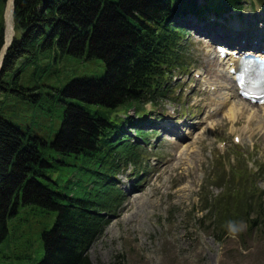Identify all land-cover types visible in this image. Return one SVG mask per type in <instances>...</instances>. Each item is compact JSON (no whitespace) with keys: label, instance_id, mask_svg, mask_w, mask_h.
Instances as JSON below:
<instances>
[{"label":"trees","instance_id":"16d2710c","mask_svg":"<svg viewBox=\"0 0 264 264\" xmlns=\"http://www.w3.org/2000/svg\"><path fill=\"white\" fill-rule=\"evenodd\" d=\"M6 1L0 0V50ZM154 8L155 0H120L105 7L100 0H16V31L23 38L13 43L0 73V98L7 102L1 110L9 112V105L17 99L30 101V107L42 112H48L47 103L52 108L58 105L51 111V121L56 131L55 119H65L66 132L58 139L62 149H52L54 154L48 155L40 140L24 136L9 117L0 118V264H91L72 246L77 229L68 204L76 206V200L56 193L57 197L42 184L46 183L48 169L57 166L84 171L98 151L94 142L97 134L107 129L106 114L123 106L129 97L139 96L144 74L134 55L140 43L127 31V20L133 12L148 14ZM92 32L89 52L105 61L106 74L100 80L76 79L81 76L75 71L84 63L87 37ZM79 33L85 36L75 40ZM148 87L145 82L140 91ZM49 95H55L56 100L61 97L60 103L53 105ZM43 146L47 147L45 142ZM63 184L66 194L71 195V181L64 180ZM229 194L219 201L212 218L220 225L219 230L226 226V217L228 225H236L241 219L235 217L248 210V204ZM59 200L69 203L62 205ZM49 211L59 213L53 229L50 222L41 223L39 218Z\"/></svg>","mask_w":264,"mask_h":264},{"label":"rangeland","instance_id":"374dc122","mask_svg":"<svg viewBox=\"0 0 264 264\" xmlns=\"http://www.w3.org/2000/svg\"><path fill=\"white\" fill-rule=\"evenodd\" d=\"M8 3L9 0L6 1L3 11L4 39L6 30L4 15L6 11L7 16ZM246 10L247 12L250 11L249 8ZM256 11L263 14L261 4L256 5ZM13 23L15 27V22L13 21ZM15 40H22V38L15 36ZM192 42L201 60L198 65H205L206 56L203 45L206 44V41L198 36H193ZM188 62L190 63V60ZM75 72L81 75H100L103 69L99 61L91 60L80 63ZM209 73L213 75L211 70H209ZM172 86H174V83H172ZM49 96L52 97L53 105L60 103L61 97L56 100L55 95ZM183 100H186L185 95ZM6 104V100L2 101L0 98V118L7 119L9 117L13 123L24 129L35 123L33 132L38 133L35 137L41 139V136H43L46 138V140L42 139V141L45 142L47 147L50 146L48 150L62 149H60L61 143L58 139L64 136L66 132L64 128L66 120L62 119L59 121L55 119L57 124L56 131L58 124L61 125V129L58 132L55 131L51 121V111L52 109L54 111L58 105L52 108L51 104L47 103L48 112H42L39 109L30 107V101L22 102L17 99L9 105V112H6V110H1ZM166 104L174 106L169 101H166ZM245 105L247 106V104ZM175 106L179 108L178 104ZM235 106L238 107V105ZM227 108L216 119L215 124L218 125L215 127V131H212L210 125H206L202 130L200 139L194 141H201L202 146L206 147L207 155L201 154L195 157L188 155L185 158L186 167H195L194 176H191L190 180L177 181L178 183L172 190V194L169 195L170 197H159L154 201V204L148 205L147 208H140L138 213L129 221V233L126 232L124 223L119 228L116 224H112L110 231H117L119 237L114 241L107 238L100 241L97 246H94L90 250V261L92 264H264V229L254 231V233L257 232L258 234L248 235L245 227L239 225L234 231L236 236L222 237L217 230H213L214 228L206 230L201 220L202 215L200 212L203 206L206 205V202H201V199H206L212 204L216 202V199L224 195L225 181L220 182L219 179L217 181L213 179V176L226 175L223 170L226 169L230 173V170L232 171V169L237 167L235 159H230V154H227L219 158L221 161L220 165L214 170L211 159L215 158V153H211L212 148L222 140L230 142L233 133L240 127L246 126L248 121L252 120L249 114L250 111L247 109L242 113H238L236 118H233L231 113L234 112V107L232 109L231 107ZM191 111L193 112L192 109ZM161 112L162 110L159 108L157 113ZM256 117V115L253 117L254 121L251 126L254 130L258 124L262 127L256 133H253L252 138L239 148L238 154H247L241 169L245 168V164H248L249 169L252 170H259L257 168L259 165L261 166L260 171L253 176L254 184L264 191V124L255 120ZM194 142L183 143L181 146L189 147L186 150L190 151L191 146L189 144ZM41 147L46 146L41 145ZM186 150L184 152H188ZM166 152L174 160L182 159V156H180L181 147H179V150L168 148ZM199 164L202 165L203 169L199 167ZM219 170L222 172L218 173ZM205 171L209 176L206 177ZM178 172H185V170L182 168ZM230 174L233 176V172ZM228 179L229 177H227L226 181ZM211 183L216 184V186L211 185ZM209 185H211L210 188ZM132 208L133 206L130 203L126 205V210H131ZM135 208L137 207L135 206ZM34 211L37 212L36 209ZM39 218H42L43 222H50L49 225H51V218L48 213L46 217L39 215ZM12 226L13 222L10 221L9 227L11 228ZM133 236L136 237L135 240L132 239ZM122 255L125 257H122ZM21 264L26 263L22 262Z\"/></svg>","mask_w":264,"mask_h":264},{"label":"bare ground","instance_id":"6f19581e","mask_svg":"<svg viewBox=\"0 0 264 264\" xmlns=\"http://www.w3.org/2000/svg\"><path fill=\"white\" fill-rule=\"evenodd\" d=\"M14 10H15L14 0H9L8 7H7V16H6V19H7V35H6L5 46L3 47V49L0 52V68L2 66L4 57H5L6 49L8 47H10L11 41L14 37V23H13V21H14V14H13ZM238 104H241L244 106V104H246V103L244 101L240 100ZM242 112H243V108H242V106H239V107H234V112L231 114H233L232 115L233 118H236L238 113H242ZM255 115L256 114L254 113V116Z\"/></svg>","mask_w":264,"mask_h":264}]
</instances>
